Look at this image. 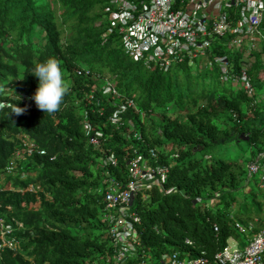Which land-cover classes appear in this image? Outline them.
<instances>
[{"label":"trees","instance_id":"trees-1","mask_svg":"<svg viewBox=\"0 0 264 264\" xmlns=\"http://www.w3.org/2000/svg\"><path fill=\"white\" fill-rule=\"evenodd\" d=\"M110 1L0 0V218L18 240L0 264H117L100 165L110 154L119 159L109 167L115 179H129L139 153L170 167L163 186L174 189L134 199L140 245L129 264H162L174 252L213 264L231 236L242 239L238 222L264 223V180L247 169L264 163V41L235 45L228 35L213 43L231 74L248 66L251 91L222 79L216 65L149 68L124 51ZM48 57L59 60L68 91L54 114L29 112L25 95L38 82L30 71ZM93 74L112 76L141 112L128 108L123 124L113 123L115 105ZM96 131L100 145L90 143ZM24 135L45 153L29 154ZM17 150L24 158L11 163Z\"/></svg>","mask_w":264,"mask_h":264},{"label":"built area","instance_id":"built-area-1","mask_svg":"<svg viewBox=\"0 0 264 264\" xmlns=\"http://www.w3.org/2000/svg\"><path fill=\"white\" fill-rule=\"evenodd\" d=\"M109 6L112 24L121 34L124 51L134 60L146 67H158L164 71L184 63L200 69L216 65L222 79L242 80L245 88L252 90L248 66H242L240 75L231 74L228 55L215 54L212 47L215 41L228 35L234 36L231 43L235 45H240L244 37L251 44L257 40L264 41V34L260 31L264 0H111ZM85 73L90 74V71L86 70ZM93 75L100 79L98 90L102 96L115 105L111 116L113 123L123 124L122 115L128 108L141 112L132 98L120 92L112 76ZM32 96L25 95L29 112L38 109ZM85 126L87 133H91L93 126L87 119ZM101 136L102 133L96 131L90 135V143L100 145ZM21 140L29 154L34 151L45 153L28 136H22ZM150 155L151 158H158L154 148L150 149ZM16 157L24 158L21 150H17ZM118 162V157L110 154L100 163L105 183L104 212L116 263L129 264L127 257L140 245L135 226L140 222V217L132 210L134 199L139 194L146 198L148 191L154 187H159L163 193H170L174 189L163 186L170 170L167 164L151 163L136 153L128 163L129 179L123 182L112 177L109 170L111 165L116 166ZM247 169L248 176L260 174L264 180V163L250 162ZM30 190L35 191L33 185ZM237 227L246 235V242L243 238L231 236L224 250L214 257L213 264H264V223L261 225L259 218H255L246 224L238 222ZM0 228V250L4 247L16 249L18 240L13 235V225L0 218ZM140 264H147V261L143 259ZM162 264L212 263L206 257L188 258L174 252Z\"/></svg>","mask_w":264,"mask_h":264},{"label":"clouds","instance_id":"clouds-1","mask_svg":"<svg viewBox=\"0 0 264 264\" xmlns=\"http://www.w3.org/2000/svg\"><path fill=\"white\" fill-rule=\"evenodd\" d=\"M30 72L38 77L37 87L32 99L39 109L49 115L54 114L59 110L68 91V85L64 79L59 60L55 57H48L35 63ZM20 111H22L20 108L16 110L17 113ZM4 248L0 250V255Z\"/></svg>","mask_w":264,"mask_h":264},{"label":"rangeland","instance_id":"rangeland-1","mask_svg":"<svg viewBox=\"0 0 264 264\" xmlns=\"http://www.w3.org/2000/svg\"><path fill=\"white\" fill-rule=\"evenodd\" d=\"M14 162H15L16 164H18V162H19V158H17V157L14 158ZM4 177H5V176H4L2 173H0V179H3ZM247 189H249V188H247ZM261 189L264 191V186H262ZM242 238H243V241L246 242V241H245V239H246V235H245V234L242 235Z\"/></svg>","mask_w":264,"mask_h":264}]
</instances>
